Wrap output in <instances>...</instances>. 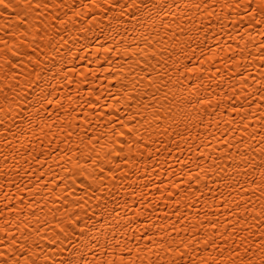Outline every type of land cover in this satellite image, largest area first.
<instances>
[{
  "label": "bare ground",
  "instance_id": "obj_1",
  "mask_svg": "<svg viewBox=\"0 0 264 264\" xmlns=\"http://www.w3.org/2000/svg\"><path fill=\"white\" fill-rule=\"evenodd\" d=\"M36 2L19 24L0 8V250L20 264H171L177 248L189 264H261L256 0H164L179 8L155 19ZM85 210L80 247L62 246L60 222Z\"/></svg>",
  "mask_w": 264,
  "mask_h": 264
},
{
  "label": "snow or ice",
  "instance_id": "obj_2",
  "mask_svg": "<svg viewBox=\"0 0 264 264\" xmlns=\"http://www.w3.org/2000/svg\"><path fill=\"white\" fill-rule=\"evenodd\" d=\"M259 8L264 11V0H256ZM21 3L27 8L31 9L35 7L36 9H39L41 6L39 3L36 2V0H16L15 4H9L6 2V0H0V8L8 9L16 13L17 16V23L26 22V21H20L19 16L20 12H16L17 8L21 7ZM49 5L45 4L44 7H48ZM187 6V5H186ZM110 7H119L121 10V14L125 16H130L132 18H136L137 13H143L147 11L148 16L152 19H155L156 16L166 17L169 15H172L170 11H165V9H171L172 7L179 8V5H172V4H166L164 3V0H123V3H120V0H113V4L110 5ZM196 7H200V5H196ZM156 9V12H153V10ZM4 14V13H0ZM165 27H169L165 23ZM178 38V37H177ZM145 40L147 42H151V37H145ZM262 46H264V41H262ZM37 60H39V57H37ZM37 78L39 79L42 75V71L34 69ZM48 103H51V101H48ZM240 109H234V111H239ZM261 165V175L264 176V158L260 161ZM191 178V177H190ZM171 194V193H169ZM92 198L96 199L98 201L96 207L100 209L99 212H97L98 216H102V213L107 210V202L101 204L99 201L103 200V196H96L95 192H93ZM81 199V198H78ZM88 205V201H84V205H78L82 208H86ZM84 216H87V220H81V213L72 214L69 213V215L63 219V221L60 222V233L62 234V239L60 241L61 245H67L68 247H71L74 251L77 250L80 247L79 244V238L84 237L85 234L89 231L88 229V221L92 219V216L85 210L83 212ZM55 243V241H53ZM0 244H3V241L0 240ZM23 247V246H21ZM261 248L264 249V244H261ZM61 250L66 251L67 247H62ZM13 253H15V249H13ZM48 258L46 257V260ZM0 264H20V260L16 258V256L10 255L8 251V246L5 245L3 250H0ZM26 264H36L35 259H28L26 261ZM60 264H80L79 260H73L69 259L67 261H61ZM85 264H91V262L86 261ZM96 264H102L100 260L96 261ZM108 264H113L112 261H109ZM121 264H123V260H121ZM171 264H189L188 261L184 259V253L180 252L179 249H176V257L171 262ZM191 264H195V261L193 260ZM248 264H253L251 260L248 261ZM261 264H264V261L261 262Z\"/></svg>",
  "mask_w": 264,
  "mask_h": 264
}]
</instances>
